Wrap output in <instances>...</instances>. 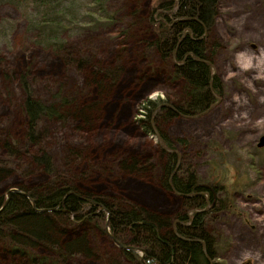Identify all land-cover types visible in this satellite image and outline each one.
Instances as JSON below:
<instances>
[{"label": "rangeland", "instance_id": "374dc122", "mask_svg": "<svg viewBox=\"0 0 264 264\" xmlns=\"http://www.w3.org/2000/svg\"><path fill=\"white\" fill-rule=\"evenodd\" d=\"M155 2L109 0L115 23L67 37L68 47L55 54L39 47L19 15L0 4L1 196L9 188L28 196L19 187L28 191L66 180L82 195L173 219L180 197L161 184L160 142L145 135L136 120L142 117L139 107L147 98L162 97L169 104L183 98L182 82L172 77L170 66L149 46L154 31L148 17ZM218 6L209 39L218 47L213 71L224 83L223 95L202 116L158 123L169 136L187 139V148H179L184 167L198 172L204 181L222 182L224 177L234 192L231 209L206 221L219 241L223 264H264V146L257 147L264 134V0H218ZM103 67L114 68L116 74L100 89L91 73ZM23 75L33 95L44 102L59 105L60 99L52 101L57 91L71 102L70 108L93 102L88 123L71 116L42 118L35 147L15 146L14 155L3 150L4 140L21 144L25 139L19 85ZM37 148L53 158L50 176L30 164L27 151ZM122 162L135 165L124 169ZM54 221L71 229L65 233L54 229L55 241L62 244L83 234L89 243L92 255L75 256L71 264H134L119 251L103 220L98 227L94 222L73 224L66 217ZM114 240L129 242L126 235ZM6 242L7 237L0 238V264H28L25 257L5 254L1 246ZM44 246L33 254L53 258Z\"/></svg>", "mask_w": 264, "mask_h": 264}, {"label": "trees", "instance_id": "16d2710c", "mask_svg": "<svg viewBox=\"0 0 264 264\" xmlns=\"http://www.w3.org/2000/svg\"><path fill=\"white\" fill-rule=\"evenodd\" d=\"M108 1L0 0V4L10 6L19 15L25 30L34 32L39 47L55 54L68 47L67 37L106 29L114 24L115 15L108 8ZM218 7V0H156L149 12L148 20L154 31L149 46L162 63L170 66L172 77L183 85V98L178 103L158 108L167 100L147 98L139 107L142 117L136 119L145 135L154 133L163 141L165 149L160 150L161 184L180 197L179 211L173 219L163 220L145 214L141 209L119 207L101 197L82 195L66 180L50 181V184L30 187L28 191L19 187L27 192L28 197L19 191L10 192L6 207L0 210V238L7 237L6 244L1 246L5 254L25 257L28 264H64L65 261L71 264L75 256L89 257L91 250L83 234L62 244L54 240V229L64 233L71 230L54 221L66 217L73 224L94 222L97 227V222L103 220L114 239L126 235L129 242L119 251L134 264H223L219 242L206 221L211 215L231 209L234 192L225 184L224 177L222 182L204 181L198 172L184 167L183 162L176 169L179 148L185 149L189 143L183 137L169 136L158 123L169 122L180 115L198 116L211 109L217 97L223 95L224 83L213 71L218 47L211 45L209 39ZM83 61L80 59L79 65H83ZM115 74L114 68L103 67L92 71L91 78L101 89L106 82L114 80ZM19 81L23 92L21 112L25 139L21 144L4 140L1 148L9 154L17 153L15 146H36L39 139L37 123L42 118L58 120L71 116L88 123V110L93 102L70 108L71 102L59 97L60 91L52 95V101L60 99L59 105L44 102L33 95L24 75ZM27 155L33 168L40 169L47 176L53 173L50 153L37 148L36 151H27ZM134 165L133 162L121 163L124 169ZM207 194L210 195L208 204ZM5 200L6 196L0 195V207ZM92 202L99 203L101 208ZM51 208L55 210L47 211ZM3 226L6 230L1 228ZM128 244L134 248L129 249ZM42 245L51 251L53 258L33 254L34 249ZM139 251L143 253L141 256Z\"/></svg>", "mask_w": 264, "mask_h": 264}, {"label": "water", "instance_id": "95a60500", "mask_svg": "<svg viewBox=\"0 0 264 264\" xmlns=\"http://www.w3.org/2000/svg\"><path fill=\"white\" fill-rule=\"evenodd\" d=\"M217 97V96H216ZM220 99H219V97H217V101H219ZM165 105V104H164ZM210 111V109L209 110H207V111H205V112H203L202 114H200V115H198V116H202L203 114H206L207 112H209ZM158 141H160V143L162 144V141H161V138L160 137H158ZM264 146V134H262V135H260V138H259V140H258V143H257V147H263ZM18 190H16V189H14V188H9V189H7L6 190V194H5V196H6V200H5V203L3 204V206L2 207H0V210L6 205V201H7V198H8V196H9V193L10 192H17ZM22 194H24L25 196H26V194L24 193V192H21ZM26 197H28V196H26ZM263 202H264V200H263ZM51 210H54V208H51ZM110 235V234H109ZM110 237L111 238H113L111 235H110ZM117 245H118V247H124V245L123 244H121L120 242L118 243L117 241H115L114 240V238L112 239ZM129 249L130 248H133V246H130V247H128ZM242 264H251L250 262H248V261H246V262H243Z\"/></svg>", "mask_w": 264, "mask_h": 264}, {"label": "flooded vegetation", "instance_id": "af4514ba", "mask_svg": "<svg viewBox=\"0 0 264 264\" xmlns=\"http://www.w3.org/2000/svg\"><path fill=\"white\" fill-rule=\"evenodd\" d=\"M165 104V105H164ZM164 104H162V105H160V106H158V108H160L161 106H169L170 104L169 103H164ZM180 116H182V115H180ZM179 116V117H180ZM182 117H185V116H182ZM191 117H196V116H191ZM191 117H187V118H191ZM199 117V116H198ZM148 135H150V136H152V137H154L155 139H156V141H158V137H160V136H157V134H154V133H147ZM161 138V137H160ZM161 141H162V139H161ZM158 142H160V141H158ZM160 145H161V148H163V149H165V147H164V145H163V141H162V144L160 143ZM161 150V149H160ZM166 151H168V152H170L169 150H166ZM175 152H177V153H179L178 151H176V150H174ZM181 161V155L179 156V158H178V160H177V162H178V164H177V168L176 169H178V167L180 166V164H182V162H180ZM209 198H210V195L209 194H207V204L209 203ZM92 205L93 204H96L97 205V207H99V208H101V205L99 204V203H94V202H92L91 203ZM178 206H179V204H178ZM54 210H55V208H54ZM54 210H51V209H48L47 211H49V212H51V211H54ZM206 210V208L203 210V211H205ZM63 211L64 212H68V211H66L65 209H63ZM195 211H197V210H195ZM194 210L192 211V212H195ZM110 234V233H109ZM111 235V234H110ZM219 242V241H218ZM121 248V247H120ZM221 260V259H220ZM222 262V261H221Z\"/></svg>", "mask_w": 264, "mask_h": 264}, {"label": "bare ground", "instance_id": "6f19581e", "mask_svg": "<svg viewBox=\"0 0 264 264\" xmlns=\"http://www.w3.org/2000/svg\"><path fill=\"white\" fill-rule=\"evenodd\" d=\"M20 190V189H19ZM6 207V206H5ZM110 234H111V232H110ZM114 238V237H113Z\"/></svg>", "mask_w": 264, "mask_h": 264}]
</instances>
